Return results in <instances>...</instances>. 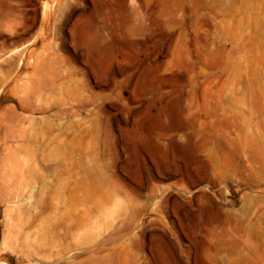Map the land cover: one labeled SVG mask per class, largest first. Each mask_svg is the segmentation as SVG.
Instances as JSON below:
<instances>
[{
	"label": "rangeland",
	"instance_id": "rangeland-1",
	"mask_svg": "<svg viewBox=\"0 0 264 264\" xmlns=\"http://www.w3.org/2000/svg\"><path fill=\"white\" fill-rule=\"evenodd\" d=\"M0 264H264V0H0Z\"/></svg>",
	"mask_w": 264,
	"mask_h": 264
},
{
	"label": "bare ground",
	"instance_id": "bare-ground-1",
	"mask_svg": "<svg viewBox=\"0 0 264 264\" xmlns=\"http://www.w3.org/2000/svg\"><path fill=\"white\" fill-rule=\"evenodd\" d=\"M48 169V166H46V170ZM47 188V187H46Z\"/></svg>",
	"mask_w": 264,
	"mask_h": 264
}]
</instances>
